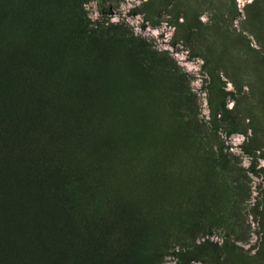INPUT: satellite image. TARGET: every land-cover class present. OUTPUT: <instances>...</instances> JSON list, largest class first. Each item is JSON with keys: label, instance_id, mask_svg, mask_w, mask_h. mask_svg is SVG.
<instances>
[{"label": "rangeland", "instance_id": "374dc122", "mask_svg": "<svg viewBox=\"0 0 264 264\" xmlns=\"http://www.w3.org/2000/svg\"><path fill=\"white\" fill-rule=\"evenodd\" d=\"M38 6L18 21L32 55L15 75L24 98L43 91L54 132L46 146L31 139L90 209L79 192L56 222L55 188L30 246L60 260L68 239L54 230L88 217L95 237L68 241V256L84 247L90 262L95 244L116 242L120 264H264V0ZM77 9L91 47L70 37Z\"/></svg>", "mask_w": 264, "mask_h": 264}, {"label": "trees", "instance_id": "16d2710c", "mask_svg": "<svg viewBox=\"0 0 264 264\" xmlns=\"http://www.w3.org/2000/svg\"><path fill=\"white\" fill-rule=\"evenodd\" d=\"M40 4L41 0H0V264H116L124 257L123 248L116 242L95 244L96 257L90 262L84 255V247L77 255L68 256L69 242L71 244L81 232L87 234L89 242L95 237L90 226L96 218H81L73 233L67 227L54 230L60 238L69 241L66 240L63 246L60 260L40 255L30 246L31 223L43 224L49 214L46 213L53 211L55 201L48 204V200L55 188L59 204L56 222L66 221L73 198L79 192V210L90 209L87 193L80 189V181L67 176V169L49 156L48 149L39 147L40 140L46 146L54 132L52 122L43 113L47 111L45 94L38 90L34 97L24 98L22 82L15 75L16 71L23 73L32 55L29 49L17 44L20 37L18 21L22 16H32L40 9ZM99 8L105 13L111 11L104 4ZM78 13V9L70 12L74 27L70 37L75 45L91 47L94 39L86 33L87 24L77 16ZM208 103L213 116L211 98ZM33 132L40 133L39 142L31 139Z\"/></svg>", "mask_w": 264, "mask_h": 264}]
</instances>
